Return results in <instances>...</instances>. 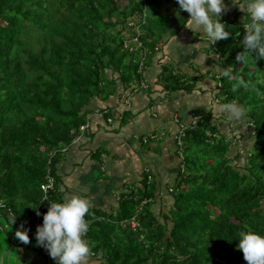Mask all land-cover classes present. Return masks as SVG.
<instances>
[{"label": "trees", "instance_id": "16d2710c", "mask_svg": "<svg viewBox=\"0 0 264 264\" xmlns=\"http://www.w3.org/2000/svg\"><path fill=\"white\" fill-rule=\"evenodd\" d=\"M235 6L224 20L230 36L217 41L233 79L220 76L218 95L245 109L249 130L239 137L248 141L246 153L230 156L228 136L207 120L187 128L169 204L156 206L144 178L143 191L119 199L110 218L87 216L96 264H247L238 233L264 235V82L255 75L264 59L236 60L246 32L237 18L246 13ZM172 7L179 10L177 0H0V218L11 223L15 215V231L42 225L50 202H61L55 186L46 194L40 188L47 170L55 179L60 152L86 122L94 98H110L118 82L141 80L139 53L153 54L176 31ZM136 36L142 46L130 51L124 43ZM161 66L167 90L193 87ZM238 77L251 85L233 92ZM32 207L40 212L37 223ZM31 244L25 245L36 250Z\"/></svg>", "mask_w": 264, "mask_h": 264}, {"label": "crops", "instance_id": "0c3cea01", "mask_svg": "<svg viewBox=\"0 0 264 264\" xmlns=\"http://www.w3.org/2000/svg\"><path fill=\"white\" fill-rule=\"evenodd\" d=\"M224 2L229 10L223 13L221 22L232 19V11L236 10L233 0ZM177 11L174 7L170 9L171 17L176 16L178 20L175 33L165 43H157L160 48L153 54L148 49L139 53L141 80H133L128 87L118 82L114 95L107 100L94 98L88 106L87 136L77 132L60 152L55 165L56 194L61 202L73 195L88 197L92 203L89 217L110 218L118 208L119 199L127 193L133 192L135 196L143 191L144 178L154 194L156 206L170 203V191L177 174L183 170V151L179 152L173 139L177 130L173 121L175 115L185 124L195 115L200 121L207 120L217 126L231 141L230 156H234L237 149L240 151L241 144L244 148L248 144L239 137L249 130L246 117L232 121L218 111L225 102L218 95L217 69L223 66L217 42L212 45L202 31L187 28L189 13L179 10L177 16ZM244 17L240 13L237 20L243 24ZM146 54H151L149 63H145ZM163 63H167L168 71L193 87L167 90L161 77ZM141 81L145 84L143 87ZM96 101L100 103L98 107H94ZM106 109L110 111L103 118ZM143 137H147V141H143ZM86 219L92 218L86 216ZM21 247L24 250L26 246ZM50 261L57 264L51 257ZM89 264H96L95 256L92 255Z\"/></svg>", "mask_w": 264, "mask_h": 264}, {"label": "clouds", "instance_id": "9594fccd", "mask_svg": "<svg viewBox=\"0 0 264 264\" xmlns=\"http://www.w3.org/2000/svg\"><path fill=\"white\" fill-rule=\"evenodd\" d=\"M177 2L179 10L189 13L190 18L185 26L194 32L202 31L212 45L230 36V32L226 31V23L221 22V16L229 10L224 0ZM233 5H238L247 16L243 18V26L246 29L242 41L244 51L237 54L236 60L245 65L249 57L254 58L256 62L264 59V0H247L245 5L233 0ZM252 53H255V56ZM217 71L219 76L233 79L232 66ZM236 80L232 85L233 92L240 87L247 89L251 85V81H245L242 77ZM203 106L211 111L208 105ZM218 111L226 114L232 121H242L245 118V109L236 100L220 105ZM211 112L214 115V112ZM45 200L48 199L45 197ZM0 207H3L2 203ZM91 207L90 199L83 195H73L65 198L63 202H50V207L43 216V224L37 226L36 242L48 251L57 264H89L93 255L92 249L95 247L94 242L87 238L91 220L86 219V216L90 215ZM32 208L40 215L38 207ZM11 223H15V215L11 217ZM238 236L237 248L243 252L247 264H264V235L249 228L247 231H240ZM15 237L23 244L31 242L28 229H25L23 224L16 231Z\"/></svg>", "mask_w": 264, "mask_h": 264}, {"label": "rangeland", "instance_id": "374dc122", "mask_svg": "<svg viewBox=\"0 0 264 264\" xmlns=\"http://www.w3.org/2000/svg\"><path fill=\"white\" fill-rule=\"evenodd\" d=\"M181 11H183V10H181ZM245 31H246V29H245ZM219 45H220V43H219ZM253 54H255V53H253ZM145 57H146V55H145ZM149 57H150V55L147 56V58H149ZM255 68L258 71L255 73V75L259 76V79L262 82H264V78L261 76L264 74V64L260 67L255 66ZM98 100L104 101V99H102V98H98ZM99 104L100 103L96 101L94 103V107H98ZM244 149L245 148L241 144L239 146V150H240L241 154L246 153L244 151ZM237 161L239 162L240 165H242L244 163V157L240 156ZM15 233H16V231H15L14 227L11 225L10 220L0 218V264H45L46 255L42 250H38L39 246L37 245L36 241H31L32 242L31 246L33 248H36V250L28 249V248L26 249V247L23 250V248L21 246H26V245L21 243L20 241H18V246L14 245L10 242V239H16ZM29 237H32V236H29ZM31 239L32 238H30V240Z\"/></svg>", "mask_w": 264, "mask_h": 264}, {"label": "built area", "instance_id": "2783aa9c", "mask_svg": "<svg viewBox=\"0 0 264 264\" xmlns=\"http://www.w3.org/2000/svg\"><path fill=\"white\" fill-rule=\"evenodd\" d=\"M135 29H137V28H135ZM124 45H125V47H128V49L130 51H132V50L137 49L138 47H141L142 42L136 36V37H132L129 41H125ZM159 48H160L159 45L154 46L155 51H158ZM144 85L145 84L141 81L140 86L143 87ZM107 120L111 122V119H107ZM198 120H199V117L193 115L190 123L185 124V123H182L176 115L173 117V121L177 124V130L173 133V139L177 145L179 152L183 151V136H184L185 130L189 127L195 126ZM88 126H89L88 121L81 124L78 127V131H77V132H79V135H83L84 137H86L87 133H88ZM147 139H148L147 137H143V141H147ZM45 178H46L45 182H43L40 185V188L42 189L44 194H46L49 189L53 188L54 182H55V179L49 170H47ZM44 197H45V195H44ZM38 220H39V215L36 216V223L38 222ZM130 226L133 229L137 228V226H138L137 221L134 219V217H132V219L130 220ZM36 231H37V228L32 226L28 229V235H34V234H36ZM41 249L46 255L45 264H51L48 251L44 247H42Z\"/></svg>", "mask_w": 264, "mask_h": 264}]
</instances>
